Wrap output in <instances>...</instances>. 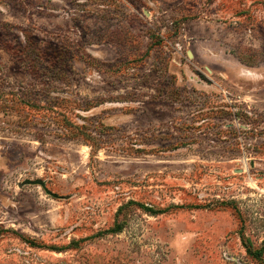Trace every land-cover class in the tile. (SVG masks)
Masks as SVG:
<instances>
[{
    "label": "rangeland",
    "instance_id": "1",
    "mask_svg": "<svg viewBox=\"0 0 264 264\" xmlns=\"http://www.w3.org/2000/svg\"><path fill=\"white\" fill-rule=\"evenodd\" d=\"M0 94V264H264V0H0Z\"/></svg>",
    "mask_w": 264,
    "mask_h": 264
},
{
    "label": "trees",
    "instance_id": "2",
    "mask_svg": "<svg viewBox=\"0 0 264 264\" xmlns=\"http://www.w3.org/2000/svg\"><path fill=\"white\" fill-rule=\"evenodd\" d=\"M242 60V59H241ZM244 63V62H243ZM3 94H0V97H3L2 96ZM9 95H11L12 97H16V99H17V94H9ZM19 96V95H18ZM29 97V96H28ZM19 99H21V97L19 98ZM37 99V98H36ZM55 99H58V98H55ZM27 102H30V103H32L31 105L32 106H35V104H33L34 102L33 101H36V100H26ZM56 104H57V102H56ZM56 107H59V104H57V106ZM61 117H62V121L63 122H65L64 123V126H63V130H64V128L66 129V126L69 128V129H71V125L72 124H70L69 123V121L65 118V115H61ZM70 124V126H68ZM73 126V125H72ZM75 129H77V130H79V132H81V130H83L84 129V127H82V126H78V127H75ZM70 131V130H69ZM82 134H84V133H82ZM66 136L67 137H69L70 139H74L75 138V132L73 133V134H71L70 132H68V134H66Z\"/></svg>",
    "mask_w": 264,
    "mask_h": 264
}]
</instances>
